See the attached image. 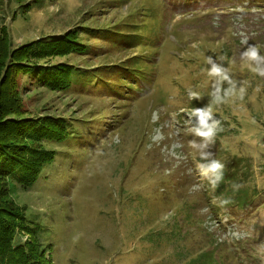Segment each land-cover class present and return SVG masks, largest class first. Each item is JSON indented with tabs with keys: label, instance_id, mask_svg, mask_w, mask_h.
Masks as SVG:
<instances>
[{
	"label": "rangeland",
	"instance_id": "1",
	"mask_svg": "<svg viewBox=\"0 0 264 264\" xmlns=\"http://www.w3.org/2000/svg\"><path fill=\"white\" fill-rule=\"evenodd\" d=\"M119 27L144 34L114 45ZM3 30L11 51L76 30L94 53L51 61L126 83L113 71L143 66L146 78L23 91L30 118H63L67 132L36 138L56 153L33 186L0 180L24 214L15 247H44L48 264H264V74L243 55L264 56V0H0ZM205 106L225 165L215 186L191 143Z\"/></svg>",
	"mask_w": 264,
	"mask_h": 264
},
{
	"label": "trees",
	"instance_id": "2",
	"mask_svg": "<svg viewBox=\"0 0 264 264\" xmlns=\"http://www.w3.org/2000/svg\"><path fill=\"white\" fill-rule=\"evenodd\" d=\"M129 25L126 23L124 27L127 28ZM84 30L85 34L94 31L88 27H84ZM147 30L146 27L145 32ZM130 32L132 31H124L123 28H120L119 32L109 30L108 38L114 39V42L112 41L114 45H134L140 35L144 34ZM85 38L86 36L82 37L79 32L72 30L57 37L43 38L42 42H31L11 51L8 44L9 34L5 30L1 32L0 68L1 64H7V69L0 82V180L14 178L27 188L33 186L42 177L44 167L55 160L56 153L54 150L39 147L38 142L43 141H37L36 138L44 131L48 137L55 140L64 136L62 132H67L63 118L57 116L30 118L31 113L26 111L25 102L20 99L28 87L65 92L72 90L73 87H90L97 81H104L110 88H124L126 84H132L128 80H146L144 73H137L142 72L143 66L136 68L123 66L126 68L123 70V67L119 66L117 72L113 71L116 77L127 76L126 83L123 79L115 81L107 77V73H102L104 69L97 73L69 62L51 61L78 55L77 50L81 54L94 53V46L82 41ZM23 78L28 80L26 81L28 85L21 88L25 82ZM10 202L13 203L4 196L3 191L0 192V264H48L44 247L41 248L34 243L26 248L18 247V244L14 246L16 226L24 220V214L20 210L12 211L9 207L12 205Z\"/></svg>",
	"mask_w": 264,
	"mask_h": 264
},
{
	"label": "clouds",
	"instance_id": "3",
	"mask_svg": "<svg viewBox=\"0 0 264 264\" xmlns=\"http://www.w3.org/2000/svg\"><path fill=\"white\" fill-rule=\"evenodd\" d=\"M250 61L257 63L255 71H259L264 74V68H260L261 62H264V56H260L258 49L255 46H250L247 51L243 53ZM208 63L211 65L209 70L210 75H220L222 72L221 67H219L211 57L208 58ZM193 98H199L197 93L191 94ZM218 99V98H217ZM196 123L193 128V133L196 137L200 138V142L193 140L192 146L200 152L201 160L204 163L198 165L200 172L203 176L208 177L210 182L215 186L218 185L224 178L225 165L219 160L213 158V153L209 150L210 145L214 142V137L216 135V127L213 123H209L213 120L212 112L210 107L205 106L201 108H196L192 112ZM228 201H224L227 203Z\"/></svg>",
	"mask_w": 264,
	"mask_h": 264
}]
</instances>
